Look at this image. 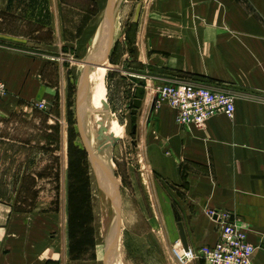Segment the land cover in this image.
Returning a JSON list of instances; mask_svg holds the SVG:
<instances>
[{"label":"crops","instance_id":"1","mask_svg":"<svg viewBox=\"0 0 264 264\" xmlns=\"http://www.w3.org/2000/svg\"><path fill=\"white\" fill-rule=\"evenodd\" d=\"M154 2L162 15L157 23L162 44L175 48L161 56L144 50L141 62L158 67L155 60L161 61L178 82L231 93L235 111L232 118L216 114L200 127L181 126L172 109L155 101L154 88L145 86L137 118L151 133L144 140L149 155L160 159L163 176L176 188L173 204L188 247L213 244L220 225L207 211H226L248 228L254 246L250 264H264V0ZM106 3L0 0V80L7 88L0 97V121L30 107L45 111L51 124L64 118L77 79L69 56L89 49ZM149 26L147 21L145 29H155ZM41 101L45 109L36 106ZM38 218L52 217L14 214L0 199V264H83L72 260L65 229L59 242L56 234H32L18 225L21 220L31 226Z\"/></svg>","mask_w":264,"mask_h":264},{"label":"rangeland","instance_id":"2","mask_svg":"<svg viewBox=\"0 0 264 264\" xmlns=\"http://www.w3.org/2000/svg\"><path fill=\"white\" fill-rule=\"evenodd\" d=\"M156 6L154 0L114 3L119 28L109 54L105 86L109 110L119 132L109 153H101L94 114L86 112L81 124L90 145L92 157L89 156L76 118L81 72L78 64L94 58L102 42L108 28L103 23L104 11L89 49L84 55L69 56L67 63L76 69L77 79L67 95L63 120L59 118V122L51 124L45 111L33 107L1 116L0 199L11 204L14 214L51 216L50 221L38 218L28 226V221L19 220L18 225L20 229L26 226L32 234L39 230L46 236L56 234L59 242L65 229L72 260L83 264H206L200 258L182 262L177 259L176 252H182L183 247L172 214V208L176 209L172 199L176 188L163 176L160 159L149 155L144 140L150 131L145 120L137 118L134 132L132 128L130 110L134 86L139 81L149 89L157 83L182 81L176 73L163 71L161 61L155 60L158 67L141 62L145 60L144 50L161 56L175 48L162 44L157 24L162 15ZM147 21L154 30L145 29ZM137 39L139 44H135ZM170 59L171 65L176 64L174 58ZM151 81L156 84L151 85ZM77 111L80 117V101ZM115 228L116 241L112 242L109 240Z\"/></svg>","mask_w":264,"mask_h":264},{"label":"built area","instance_id":"3","mask_svg":"<svg viewBox=\"0 0 264 264\" xmlns=\"http://www.w3.org/2000/svg\"><path fill=\"white\" fill-rule=\"evenodd\" d=\"M156 101L165 103L174 112L175 122L181 126H202L207 119L223 114L232 118L235 100L231 93L213 90L190 83L168 81L157 84L154 88ZM7 93V88L0 80V97ZM45 109L44 102L36 103ZM210 218L219 222L220 229L216 241L198 248H182L176 252L179 261L200 258L206 264H250L254 246L247 239L248 228L239 224L226 212L207 211Z\"/></svg>","mask_w":264,"mask_h":264},{"label":"bare ground","instance_id":"4","mask_svg":"<svg viewBox=\"0 0 264 264\" xmlns=\"http://www.w3.org/2000/svg\"><path fill=\"white\" fill-rule=\"evenodd\" d=\"M114 12H113V14H114L113 31H111L109 28L106 29V33L102 39V42H101L98 50L96 51V54L94 55V58L90 59V60L96 61L97 63L92 65V66H89L86 87L82 90L81 98L79 99L80 111H82L81 115H80L82 123H84L83 117H84L85 113L86 112H92L94 114V119L96 122V133H97L98 127H99L98 121H103V125L105 127L104 137H106V139L101 140V153L105 152V150H106V153L110 152L109 150H110L111 145H112V140L118 138V132H119L118 123H117L115 117L113 115H111V113H110L111 110H109V103H108L107 98H106V86H105L106 69H107V67L110 66L109 54H110L111 50L113 49L112 47L114 46V42H115L116 37H117V30L119 28L118 27V21L116 18V12L115 13ZM80 62L81 63H79L78 65L81 67V72L79 75V77L81 78L82 71L85 67L84 59H83V61H80ZM102 100H105L107 102L108 110L104 109L103 105L101 104ZM84 127H85V124H84ZM97 135H98V133H97ZM89 147H90V145H89ZM93 147H95V146H93ZM93 155L96 156L95 153H93ZM98 158H99V155H98ZM98 158L95 157L96 164H98V162H99ZM104 161H105V159H104ZM112 189H114V191H115L116 188H112ZM109 241H112V242L116 241V228L113 231Z\"/></svg>","mask_w":264,"mask_h":264},{"label":"water","instance_id":"5","mask_svg":"<svg viewBox=\"0 0 264 264\" xmlns=\"http://www.w3.org/2000/svg\"><path fill=\"white\" fill-rule=\"evenodd\" d=\"M114 3L115 0H107L106 6H105V10H104V17H103V23L105 25H107V27L113 31V7H114ZM93 42V38L90 41V46L92 45ZM97 62L94 60H90V59H85L84 60V64L85 67L82 71L81 74V78L80 81L78 83L77 86V91H76V118H77V126L83 141V144L87 150V152L89 153V156L92 157L91 151L89 150V143L87 141V139L85 138L84 134H83V129H82V124H81V119L79 117L77 108L79 105V99L81 98V93L82 90L86 87V82H87V78H88V71H89V66L90 65H94ZM145 98V86L142 84V81H139V83L135 86L134 88V93H133V99H132V107L130 110V114H131V122L133 123V132L135 131V123L137 120V115L139 110L142 107L143 104V100ZM101 104L103 105L105 110H108V104L105 100L101 101ZM99 124V129L97 131L98 135H97V139L98 140H102V139H106V137H104V131H105V127L103 125V121H98ZM115 141H117V139L112 140V145H114ZM173 211V216H174V220H175V224H176V229L178 232V236H179V240L182 244V247L184 250H188V244L185 238V233H184V229H183V225L182 222L180 220V216L178 214V211L173 207L172 208ZM119 216V213H116V220ZM109 244V243H108ZM107 244V245H108ZM113 245V243L111 244ZM109 253V249H107L105 251V255L107 256Z\"/></svg>","mask_w":264,"mask_h":264}]
</instances>
